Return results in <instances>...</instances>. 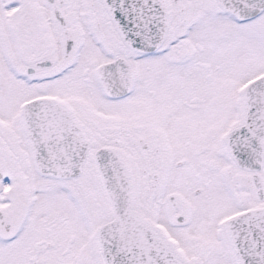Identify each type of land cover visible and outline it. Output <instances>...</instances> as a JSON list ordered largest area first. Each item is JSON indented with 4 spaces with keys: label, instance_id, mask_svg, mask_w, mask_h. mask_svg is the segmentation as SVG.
<instances>
[{
    "label": "snow or ice",
    "instance_id": "1",
    "mask_svg": "<svg viewBox=\"0 0 264 264\" xmlns=\"http://www.w3.org/2000/svg\"><path fill=\"white\" fill-rule=\"evenodd\" d=\"M0 264H264V0H0Z\"/></svg>",
    "mask_w": 264,
    "mask_h": 264
}]
</instances>
